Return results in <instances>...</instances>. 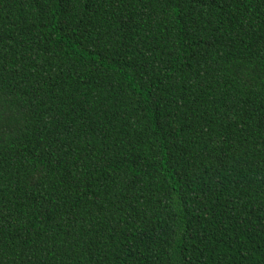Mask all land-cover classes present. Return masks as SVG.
Instances as JSON below:
<instances>
[{
    "label": "trees",
    "instance_id": "16d2710c",
    "mask_svg": "<svg viewBox=\"0 0 264 264\" xmlns=\"http://www.w3.org/2000/svg\"><path fill=\"white\" fill-rule=\"evenodd\" d=\"M0 264H264V0H0Z\"/></svg>",
    "mask_w": 264,
    "mask_h": 264
}]
</instances>
